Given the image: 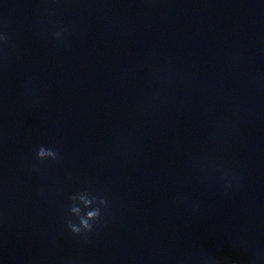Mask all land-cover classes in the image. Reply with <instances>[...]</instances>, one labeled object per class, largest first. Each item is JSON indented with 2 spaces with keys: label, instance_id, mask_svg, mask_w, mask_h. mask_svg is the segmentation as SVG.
Instances as JSON below:
<instances>
[{
  "label": "clouds",
  "instance_id": "obj_1",
  "mask_svg": "<svg viewBox=\"0 0 264 264\" xmlns=\"http://www.w3.org/2000/svg\"><path fill=\"white\" fill-rule=\"evenodd\" d=\"M48 16L55 14V7L44 10ZM69 29L57 26L51 32V38L56 41L66 39ZM14 47L6 18L0 19V64L6 65ZM62 159L61 153L54 148L40 145L35 150V162L32 171L40 173V164L46 161L58 162ZM194 165L199 168L202 175H213L223 186L225 193H230L239 188L240 177L222 161L207 160L206 158H194ZM178 204L195 209L198 203L190 201L187 196L177 193L175 197ZM67 214L64 218L66 230L82 244H87L93 234L105 223V213L110 208V201L106 195L94 193L87 188L67 198ZM246 247L250 250L246 264H264V249L258 248L254 242H248ZM65 264H81L79 259L67 260ZM179 264H220V261L212 256L201 255L185 257ZM239 264V262H234Z\"/></svg>",
  "mask_w": 264,
  "mask_h": 264
}]
</instances>
